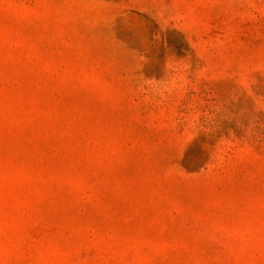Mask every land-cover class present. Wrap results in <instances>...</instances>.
I'll return each mask as SVG.
<instances>
[{
  "label": "rangeland",
  "instance_id": "rangeland-1",
  "mask_svg": "<svg viewBox=\"0 0 264 264\" xmlns=\"http://www.w3.org/2000/svg\"><path fill=\"white\" fill-rule=\"evenodd\" d=\"M0 264H264V0H0Z\"/></svg>",
  "mask_w": 264,
  "mask_h": 264
},
{
  "label": "crops",
  "instance_id": "crops-1",
  "mask_svg": "<svg viewBox=\"0 0 264 264\" xmlns=\"http://www.w3.org/2000/svg\"><path fill=\"white\" fill-rule=\"evenodd\" d=\"M117 63L122 64L120 61L119 62H112L111 64H117ZM133 67H138V64L133 66ZM115 74L116 73L114 71H108L107 72V79H104L103 82H109L110 81L109 78L115 77ZM121 74L128 75L126 71H122Z\"/></svg>",
  "mask_w": 264,
  "mask_h": 264
}]
</instances>
